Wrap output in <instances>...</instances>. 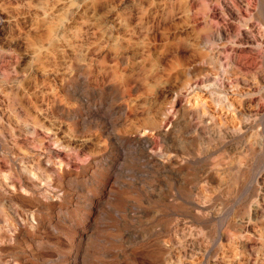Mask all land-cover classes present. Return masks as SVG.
Returning <instances> with one entry per match:
<instances>
[{
	"label": "rangeland",
	"instance_id": "1",
	"mask_svg": "<svg viewBox=\"0 0 264 264\" xmlns=\"http://www.w3.org/2000/svg\"><path fill=\"white\" fill-rule=\"evenodd\" d=\"M0 80V264H264V0H0Z\"/></svg>",
	"mask_w": 264,
	"mask_h": 264
},
{
	"label": "bare ground",
	"instance_id": "2",
	"mask_svg": "<svg viewBox=\"0 0 264 264\" xmlns=\"http://www.w3.org/2000/svg\"><path fill=\"white\" fill-rule=\"evenodd\" d=\"M83 1V0H82ZM82 3V2H81ZM77 8V7H76ZM76 10V9H75ZM74 10V11H75ZM77 11V10H76ZM34 51V50H33ZM3 53V52H2ZM32 54V52H29V54ZM8 54V53H7ZM33 57V56H32ZM3 58V57H2ZM26 58V57H25ZM6 59V58H5ZM28 60V59H27ZM18 61V60H17ZM32 61H33V59H32ZM22 62V61H21ZM17 64V63H16ZM19 64V63H18ZM20 65V64H19ZM29 65V64H28ZM27 65V68L29 67ZM12 66H14V64L12 65ZM34 66H35V64H34ZM24 67H26V66H24ZM11 68V67H10ZM15 68V67H14ZM12 71V70H11ZM26 71V70H25ZM34 71H35V69H34ZM38 71V70H37ZM13 72V71H12ZM16 72V71H15ZM29 73V72H28ZM31 73V72H30ZM17 74V73H16ZM2 75V74H1ZM13 75V74H12ZM14 77V76H13ZM16 77V76H15ZM17 77H19L18 75H17ZM16 77V78H17ZM243 77V76H242ZM2 78H3V76H2ZM20 78V77H19ZM9 79V78H8ZM7 79V80H8ZM207 79V78H206ZM2 80V79H1ZM0 80V81H1ZM4 80V79H3ZM240 81V80H239ZM5 83V82H4ZM192 84V83H191ZM188 87V86H187ZM205 87V86H204ZM16 88V87H15ZM19 88V87H18ZM196 88V87H195ZM2 90V89H1ZM4 90V89H3ZM11 90V89H10ZM19 90V89H18ZM194 90V89H193ZM5 91V90H4ZM203 91V90H202ZM17 93V92H16ZM198 93V92H197ZM13 94V93H12ZM208 94H211V93H208ZM200 95H202V94H200ZM179 96V95H178ZM182 96V95H181ZM204 97V96H203ZM213 97V96H212ZM178 98V97H177ZM15 99V98H14ZM218 99V98H217ZM16 100V99H15ZM172 101H174V99L172 100ZM175 101H177L176 99H175ZM179 101V100H178ZM219 101V100H218ZM1 102V101H0ZM7 102V101H6ZM13 102V101H12ZM204 102V101H203ZM202 103V102H201ZM206 103V102H205ZM231 103V102H230ZM5 104V103H4ZM15 104V103H14ZM175 104V103H174ZM173 104V105H174ZM207 104V103H206ZM17 105H18V103H17ZM172 105V106H173ZM226 105V104H225ZM21 107V106H20ZM169 107V106H168ZM6 108V107H5ZM17 108V107H16ZM172 108V107H171ZM185 108V107H184ZM4 109V108H3ZM198 109H199V107H198ZM5 110V109H4ZM180 110V109H179ZM196 110V109H195ZM21 111H23V110H21ZM20 111V112H21ZM172 112V111H171ZM193 112H194V110H193ZM192 112V113H193ZM2 114V113H1ZM5 114V113H4ZM23 115V114H22ZM170 115H171V113H170ZM175 116V115H174ZM173 117V116H172ZM170 118V117H169ZM166 119H167V116H166V118H165V121H166ZM171 119V118H170ZM175 119V118H174ZM172 120V119H171ZM163 123V122H162ZM171 123V122H170ZM32 124V123H31ZM174 124H175V122H174ZM162 125V124H161ZM164 125V124H163ZM168 125V124H167ZM192 125V124H191ZM213 125V124H212ZM28 126V125H27ZM30 126V125H29ZM169 126H171V125H169ZM210 126V125H209ZM214 126V125H213ZM217 126V125H216ZM32 127V126H31ZM194 127V126H193ZM159 128H161V127H159ZM220 128V127H219ZM27 130H29V129H27ZM23 132V131H22ZM35 133V132H34ZM33 133V134H34ZM22 134V133H21ZM139 134V133H138ZM25 136V135H24ZM26 137V136H25ZM142 138V137H141ZM20 139V138H19ZM27 139V138H26ZM136 139V138H135ZM33 140H34V138H33ZM15 141V140H14ZM17 142V141H16ZM28 142V141H27ZM17 144V143H16ZM29 144H31V143H29ZM35 144V143H34ZM27 145V144H26ZM26 145H24V146H26ZM17 146V145H16ZM48 148H50V147H48ZM28 149V148H27ZM30 149V148H29ZM46 149V148H45ZM53 151V150H52ZM56 151V150H55ZM4 152V151H3ZM17 153H19L18 151H17ZM32 153V152H31ZM41 153H43L42 151H41ZM5 154V153H4ZM35 154V153H34ZM38 154V153H37ZM39 155V154H38ZM42 155V154H41ZM49 155V154H48ZM52 155V154H51ZM20 157V156H19ZM22 157V156H21ZM24 157H25V155H24ZM28 157V156H27ZM30 157V156H29ZM37 157V156H36ZM48 157H50V156H48ZM54 157V156H53ZM31 158H32V156H31ZM39 158V157H38ZM52 158V157H51ZM32 159H34V158H32ZM37 159V158H36ZM3 160V159H2ZM26 160V159H25ZM51 160V159H50ZM40 161V160H39ZM42 161V160H41ZM38 164V163H37ZM50 164V163H49ZM29 165V164H28ZM13 166V165H12ZM64 166V165H63ZM66 166V165H65ZM15 167V166H14ZM31 167V166H30ZM15 169V168H14ZM13 169V170H14ZM33 169V168H32ZM58 171V170H57ZM14 172V171H13ZM37 172V171H36ZM56 174V173H55ZM15 175V174H14ZM12 177V176H11ZM36 178V177H35ZM38 178V177H37ZM15 180H16V178H15ZM25 180V179H24ZM1 181V180H0ZM26 181V180H25ZM20 182V181H19ZM37 182V181H36ZM11 183V182H10ZM17 183V182H16ZM21 183V182H20ZM30 183V182H29ZM2 184V183H1ZM11 184H13V183H11ZM37 184H38V182H37ZM25 185H26V183H25ZM13 186V185H12ZM24 186V185H23ZM17 187V186H16ZM14 188V187H13ZM22 188H24V187H22ZM26 188V187H25ZM43 188V187H42ZM41 188V189H42ZM8 189V188H7ZM49 189V188H48ZM24 190H26V189H24ZM27 191V190H26ZM29 191H30V188H29ZM33 191V190H32ZM32 191H31V193L30 194H32ZM36 191V190H35ZM38 191V190H37ZM23 192V191H22ZM35 196V195H34ZM33 196V197H34ZM46 197V196H45ZM49 197H51V196H49ZM58 197V196H57ZM61 198V197H60ZM46 199V198H45ZM53 199V198H52ZM57 200H58V198H57ZM41 201V200H40ZM54 201V200H53ZM46 202V201H45ZM44 202V203H45ZM48 203V202H47ZM48 205V204H47ZM19 229H20V227H19ZM17 233V232H16ZM1 234V233H0ZM8 234V233H7ZM2 235V234H1ZM3 236V235H2ZM5 236V235H4ZM18 237V236H17ZM2 239V238H1ZM5 240V239H4ZM19 241V240H18ZM24 262V261H23ZM21 263V262H20ZM168 264V263H167Z\"/></svg>",
	"mask_w": 264,
	"mask_h": 264
}]
</instances>
